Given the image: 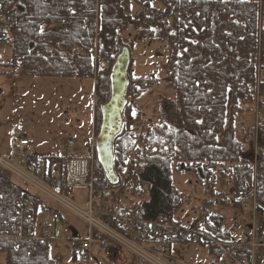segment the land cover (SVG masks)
Instances as JSON below:
<instances>
[{
	"label": "trees",
	"instance_id": "1",
	"mask_svg": "<svg viewBox=\"0 0 264 264\" xmlns=\"http://www.w3.org/2000/svg\"><path fill=\"white\" fill-rule=\"evenodd\" d=\"M1 9L10 28L9 66H19L24 75L92 79L94 51L107 63L106 69L96 72L98 135L101 108L111 99L112 69L123 49L129 51L123 129L113 141L118 180L110 183L96 151L94 185L105 195L114 194L131 167L138 174L131 172L128 193L136 200L111 208L112 212L180 223L175 215L184 195L173 185V173L198 181L204 189L202 208L235 207V198L254 174L252 154L245 152L237 130L243 131V115L253 112L257 87L264 89L258 74L264 66V0H0ZM64 22L69 25L63 28ZM140 42L167 47L165 81L176 95L174 124L163 121L143 130L132 125L134 102L160 85L153 73L145 77L131 73V53ZM249 137L253 139L252 134ZM258 147L256 218L259 230H264L261 133ZM30 161L45 174L64 165L57 152L32 154ZM20 202L34 207L33 221L24 223L26 234L33 227L38 230L41 211H54L0 167V254L5 256V264H55L48 242L39 243L31 256L29 241L18 238L20 219L15 210ZM225 227L224 216L214 218L212 233L217 239L231 238ZM187 244L176 239L170 243L171 250L179 256L178 250ZM209 252L220 259L213 247ZM262 258L264 249L257 254V264ZM209 264L216 263L210 260Z\"/></svg>",
	"mask_w": 264,
	"mask_h": 264
},
{
	"label": "rangeland",
	"instance_id": "2",
	"mask_svg": "<svg viewBox=\"0 0 264 264\" xmlns=\"http://www.w3.org/2000/svg\"><path fill=\"white\" fill-rule=\"evenodd\" d=\"M167 52L166 45L140 42L136 44L131 53V73L134 77H145L153 73L160 80L158 87L143 94L134 102L132 125L138 129L143 130L146 126L163 121L171 124L176 121V95L165 81ZM95 55L99 58L94 51V63ZM99 60L105 63L106 68L108 67L105 61L100 58ZM10 63L9 48V50H4L0 56V155L9 152V144L15 133L30 140L33 145L31 153L36 156L56 153L58 142L64 138L76 139L79 144L83 145L89 143L93 136L97 138L95 85L98 72L94 71L92 79H42L24 75L19 66L10 67ZM258 74L259 81L264 83V66L259 69ZM254 115L255 112H246L243 115V131L237 130L238 139L246 145L245 152L250 154L255 148ZM251 134L253 139L249 137ZM129 171L127 168L124 179L131 176V172L134 173L131 167ZM94 172L95 165L93 178ZM13 181L23 187L27 193L40 197L48 209L64 217L66 222L61 227L59 240L63 242L62 244H68L69 248L60 249L52 258L55 264H65L67 256L72 257L73 242L87 237L88 223L39 190L26 185L19 178L13 176ZM172 183L184 195L183 205L177 210L175 220L182 225H188L202 211L201 202L204 199V189L194 177L185 174L173 173ZM130 194L127 189L121 200L122 205L125 203L132 205L136 200ZM74 195L82 203L83 193L77 191ZM43 213L44 211L40 212V214ZM222 213L226 218V231H229L236 240L251 234L249 226L253 225L252 217L240 211L237 204L235 207L223 208ZM256 225L260 227L258 219ZM263 233L264 230H260L261 236ZM177 253L179 256H176L196 264H207L212 258L209 255V246L182 245ZM125 255L130 264H146L127 250ZM98 261V264H111L104 256H99ZM0 264H4L1 254ZM262 264H264V258Z\"/></svg>",
	"mask_w": 264,
	"mask_h": 264
},
{
	"label": "built area",
	"instance_id": "3",
	"mask_svg": "<svg viewBox=\"0 0 264 264\" xmlns=\"http://www.w3.org/2000/svg\"><path fill=\"white\" fill-rule=\"evenodd\" d=\"M258 1L263 2V0ZM68 25V22H64L62 27ZM10 44L8 17L2 10L0 11V56L4 50L10 48ZM78 54L84 56L82 52ZM105 68V63L95 55V72ZM254 112V174L242 186L241 195L234 200L240 211L250 214L253 225L251 234L243 236L239 240L221 241L212 233L214 218L222 215V208L217 205L204 207L198 218L188 225L150 221L112 212L111 208L121 205V200L133 175L138 173L134 171L132 176H127L120 189L114 194L105 195L101 190L96 189L93 178L96 160L95 136L86 145L79 144L73 138L61 139L58 142L57 154L64 160V165L62 167L55 166L45 174L35 166V163L30 161L32 155L30 140L15 133L12 138V156H0V167L88 223L87 237L77 240L82 258L88 262L95 247L101 255L109 260L114 257L124 260L127 250L146 264H196L187 262L172 252L170 243L180 239L192 245L214 247L220 255L219 260L215 258L213 261L216 264H257V254L261 249H264V233L261 236L255 225L259 134L261 133L264 138V91L260 89L256 94ZM77 191L83 193L82 203L75 198L74 193ZM15 212L20 219L18 238L27 239L31 243V256L38 251L37 243L55 240L62 227L61 214L51 212L43 220L39 232L33 227L26 234L24 223L30 224L33 221L34 207L20 202ZM146 239L147 241L143 242Z\"/></svg>",
	"mask_w": 264,
	"mask_h": 264
},
{
	"label": "water",
	"instance_id": "4",
	"mask_svg": "<svg viewBox=\"0 0 264 264\" xmlns=\"http://www.w3.org/2000/svg\"><path fill=\"white\" fill-rule=\"evenodd\" d=\"M130 65V54L127 49L116 59L111 72V99L101 108L102 124L97 141V153L110 183H117V175L114 170L113 141L123 129L122 112L126 105L127 73Z\"/></svg>",
	"mask_w": 264,
	"mask_h": 264
},
{
	"label": "crops",
	"instance_id": "5",
	"mask_svg": "<svg viewBox=\"0 0 264 264\" xmlns=\"http://www.w3.org/2000/svg\"><path fill=\"white\" fill-rule=\"evenodd\" d=\"M93 133H94V130H93ZM9 147H10L9 152L7 154H3L2 156H7V157L12 156L13 151H12V144H11V142L9 144ZM32 147H33V145H32ZM47 214L48 213H46L44 211L43 214H40L39 215V217L37 218L38 219L37 220V226H40L41 225V222H42L43 218ZM62 218H63V224H64L66 221H65V219H64L63 216H62ZM192 221H194V220H192ZM61 230H62V228L58 231L57 240L48 243L49 244L48 246H49V249H50V256H51V258H52V256H55L60 249L66 250V249L69 248L68 244H62L63 242L59 240V233H60ZM231 237H233V236L231 235ZM72 252H73L72 257H70L68 255L67 258H66V263L65 264H98L99 263V261H98L99 256L103 257V255H101L98 252V250L94 247L93 248V251H92V254H91V257H90V261L88 262V261L84 260L82 258L81 252H80V245L77 244V243H75V242H73ZM209 255H210V252H209ZM2 258H3L4 264H5V256L2 255ZM260 260L261 261L259 262V264H262L263 258L260 259ZM109 262L111 264H130L129 260L126 258V255H125V259L124 260L122 258L114 257L113 259L109 260Z\"/></svg>",
	"mask_w": 264,
	"mask_h": 264
}]
</instances>
